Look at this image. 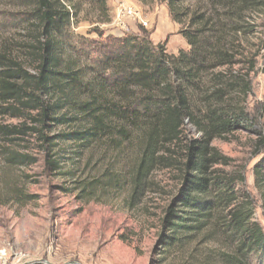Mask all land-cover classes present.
Returning <instances> with one entry per match:
<instances>
[{"label": "trees", "instance_id": "1", "mask_svg": "<svg viewBox=\"0 0 264 264\" xmlns=\"http://www.w3.org/2000/svg\"><path fill=\"white\" fill-rule=\"evenodd\" d=\"M165 1L189 49L169 52L167 41L156 44L142 30L108 35L92 57L77 47L71 25L85 5L97 21L111 22L108 0H34L22 54L0 51V114L22 119L0 123V135L11 141L37 135L51 170L61 169L53 151L60 143L85 155L97 146L120 149L128 141L135 153L133 194L156 169L179 167L181 186L161 217L159 264H264V229L254 219L246 177L227 170L232 159L212 145L253 128L240 100L250 81L234 71L240 53L229 38L241 31L244 13L263 7L264 0H207L196 7L187 0ZM254 66L250 61V70ZM187 121L200 137H188ZM58 125L70 129L46 133ZM257 132L264 149V125ZM7 159L14 165L37 162L15 150ZM254 170L264 184V157ZM103 178L83 186L89 188L85 200L97 199V187L120 181L113 172ZM15 196L19 203L32 199L23 190Z\"/></svg>", "mask_w": 264, "mask_h": 264}, {"label": "rangeland", "instance_id": "2", "mask_svg": "<svg viewBox=\"0 0 264 264\" xmlns=\"http://www.w3.org/2000/svg\"><path fill=\"white\" fill-rule=\"evenodd\" d=\"M33 2L0 0V51L22 54L27 39L24 27ZM128 2L140 6L150 20L147 27L133 22L135 34L146 30L154 43L167 41L169 52L170 46L179 51V44L185 41L179 33L182 25L172 19L167 1ZM206 2L187 0L186 4L196 7ZM110 8L112 14L113 6ZM83 9L80 20L71 25L78 48L97 56V43L105 37L124 36L110 28L111 22L97 21L96 12L88 5ZM242 23L241 31L229 39L240 53V63L234 71L250 81L251 88L247 94L242 91L240 100L247 106L254 125L252 129L236 130L225 139L216 138L212 145L232 159L227 170L244 173L243 187L254 201V219L264 229V184L257 182L254 170L264 157L257 132L264 125V6L246 11ZM102 32L105 34L101 37ZM250 61L255 65L253 70ZM20 122L22 119L0 114L1 124ZM69 129L70 126L58 125L46 133L54 136ZM185 129L189 138L201 135L189 121ZM58 145L53 151L61 169L51 170L46 167V152L37 135L13 141L0 135V264H159L161 217L181 186L179 167L156 169L149 184L133 194L129 179L135 153L128 141H121L120 149L97 146L85 155L78 146ZM12 150L29 153L37 162L11 164L7 156ZM106 172L119 175L120 181L97 187V199L85 200L84 191L89 188L83 190V186L103 180ZM19 190L32 199L17 202ZM257 261L254 258L253 262Z\"/></svg>", "mask_w": 264, "mask_h": 264}, {"label": "built area", "instance_id": "3", "mask_svg": "<svg viewBox=\"0 0 264 264\" xmlns=\"http://www.w3.org/2000/svg\"><path fill=\"white\" fill-rule=\"evenodd\" d=\"M127 19H132L134 23H138L141 27L150 25V20L141 10V7L131 2L122 3L118 6L114 23L119 27H124Z\"/></svg>", "mask_w": 264, "mask_h": 264}, {"label": "crops", "instance_id": "4", "mask_svg": "<svg viewBox=\"0 0 264 264\" xmlns=\"http://www.w3.org/2000/svg\"><path fill=\"white\" fill-rule=\"evenodd\" d=\"M128 2V0H110L109 1V7L110 6H113V13L111 14L112 15V21H111V23H110V28L112 29V30H114V31H116V30H118V31H120L122 34H125V33H127L128 31H133L134 33L135 32H137V28H136V26L133 24V21H132V19H127L126 20V24L124 25V27H116L115 26V24L113 23V20H114V18H115V15H116V11H117V8H118V6L120 5V4H122V3H127ZM111 9V8H110ZM182 39V38H181ZM184 40L185 41H181V43L179 44V50L180 49H188L189 48V44H188V42L186 41V39L184 38ZM169 46H170V44H169ZM170 52H173V53H175V52H177V50H173L172 48H171V46H170Z\"/></svg>", "mask_w": 264, "mask_h": 264}, {"label": "water", "instance_id": "5", "mask_svg": "<svg viewBox=\"0 0 264 264\" xmlns=\"http://www.w3.org/2000/svg\"><path fill=\"white\" fill-rule=\"evenodd\" d=\"M77 263H79V264H83V263H80V262H77Z\"/></svg>", "mask_w": 264, "mask_h": 264}]
</instances>
